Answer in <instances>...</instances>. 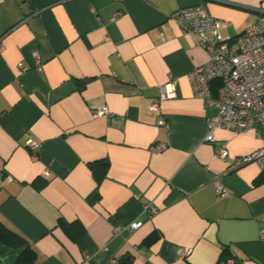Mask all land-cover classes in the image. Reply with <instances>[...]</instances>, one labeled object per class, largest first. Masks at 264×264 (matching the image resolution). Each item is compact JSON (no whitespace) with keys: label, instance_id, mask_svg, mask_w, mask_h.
Listing matches in <instances>:
<instances>
[{"label":"crops","instance_id":"crops-1","mask_svg":"<svg viewBox=\"0 0 264 264\" xmlns=\"http://www.w3.org/2000/svg\"><path fill=\"white\" fill-rule=\"evenodd\" d=\"M197 5L231 43L264 15V0H0V169L14 179L0 233L25 241H0V264H264V171L232 161L264 142L221 128L205 140L216 111L188 74L208 52L168 18ZM164 85L176 97L150 111ZM104 159L97 183L88 164Z\"/></svg>","mask_w":264,"mask_h":264},{"label":"built area","instance_id":"built-area-1","mask_svg":"<svg viewBox=\"0 0 264 264\" xmlns=\"http://www.w3.org/2000/svg\"><path fill=\"white\" fill-rule=\"evenodd\" d=\"M168 18L178 26L183 35L195 36L199 46L208 52L207 62L188 74L194 96L204 100L205 108L216 111V122H208L205 140L213 142V129L221 128L239 132L252 130L264 142V15L254 24L248 25L233 43L222 35L225 23L211 17L199 5L179 9ZM33 57L36 69L40 70L38 54L35 52ZM214 82L220 84L213 95L210 86ZM159 91L158 101L152 102L148 107L150 111L157 110L161 101L176 97V92L170 85L161 86ZM94 115L112 117L104 108L96 110ZM159 124L163 125L164 121L161 120ZM27 145L30 150L37 147L32 140ZM164 148L160 144L154 150L159 152ZM216 153L224 162L229 159L225 146L218 148ZM232 161L234 166L255 161L260 170L264 171V144L249 156ZM13 181L11 175L0 169V189ZM217 192L222 197L227 194L223 189H217ZM151 209L155 212L153 207ZM139 226L140 223L135 222L130 224L129 229L134 231ZM259 237L264 240V227L260 229ZM191 253L192 249H185L180 257H187ZM221 264L235 262L228 257Z\"/></svg>","mask_w":264,"mask_h":264},{"label":"trees","instance_id":"trees-1","mask_svg":"<svg viewBox=\"0 0 264 264\" xmlns=\"http://www.w3.org/2000/svg\"><path fill=\"white\" fill-rule=\"evenodd\" d=\"M219 84H220L219 82L215 83V86L213 87L214 94L216 93ZM88 168L92 174L93 179L97 183H100L107 175V172L109 170V161L107 159L94 161L88 164ZM262 181H264V173H262V175L255 180V183H260ZM64 229L73 240H76L84 233L82 227H79V229L77 230H73L72 225L67 226L66 224H64ZM3 236L4 238L6 237V240H4ZM0 241L1 242L4 241L7 245H10L13 249H18L25 244V241L23 239H21L19 236L9 231H6L5 235H2V233H0ZM147 242L150 243V240L147 239ZM30 259H32V255H30L29 259L25 257V260H30Z\"/></svg>","mask_w":264,"mask_h":264}]
</instances>
